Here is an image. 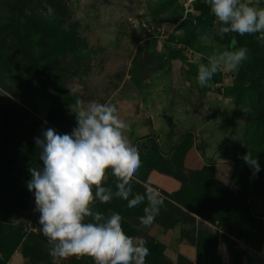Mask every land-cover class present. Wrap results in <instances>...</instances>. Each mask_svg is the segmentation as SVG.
<instances>
[{"label": "rangeland", "instance_id": "1", "mask_svg": "<svg viewBox=\"0 0 264 264\" xmlns=\"http://www.w3.org/2000/svg\"><path fill=\"white\" fill-rule=\"evenodd\" d=\"M199 1L0 0V224L5 234L25 227V233L32 230L41 235L34 195L26 181L31 179L29 167L43 165L34 143L42 127L71 133L77 126L78 99L113 103L130 126L125 134L132 144L134 137L148 133L160 143L186 134L192 144L183 158L184 168L213 166L221 196L216 207L200 217L194 215L192 221L178 215L171 228L156 219L150 227L140 225L163 243L165 264H178V255L194 262L200 239L206 243V264H238L229 248L234 239L228 230L220 229L218 220L226 209L227 190L238 189L234 178L264 179V52L248 41L238 42V48L248 49L260 82L257 90L247 81H236L240 67L218 72L201 88L196 80L198 65L228 49L215 39V25L198 34L193 31ZM243 2L264 8V0ZM38 19L60 21L66 27L75 23L85 40L80 56L45 45L42 36L31 35L25 41ZM73 88L79 90L73 94ZM27 96L26 108L37 120L29 125L27 137L21 138L14 118L7 119L5 113L15 104L25 106ZM16 141L20 157L9 146ZM249 150L260 165L255 175L241 159ZM147 180L161 193H172L181 185L157 170H151ZM164 206L160 216L168 218ZM43 240L47 253L41 257L30 260L18 247L2 264H95L88 255L53 259L47 239ZM3 258L0 255V263Z\"/></svg>", "mask_w": 264, "mask_h": 264}, {"label": "clouds", "instance_id": "2", "mask_svg": "<svg viewBox=\"0 0 264 264\" xmlns=\"http://www.w3.org/2000/svg\"><path fill=\"white\" fill-rule=\"evenodd\" d=\"M205 2L220 24L217 34H259L257 41L264 45V8L243 0ZM235 44L233 39L232 50L213 54L207 63L198 65L196 80L201 88L218 72L236 71L248 59V49L235 48ZM78 90L70 91L75 94ZM76 103L80 109L75 112L77 126L63 134L42 127L34 143L43 165L28 169L31 179L26 186L34 195V211L39 213V231L48 241L49 255L53 259L88 255L95 264H146L150 254L147 240L127 235L119 212L106 216L93 205L119 198L134 208L146 201L139 221L150 227L166 197L149 184H145L144 194L133 191V179L142 162L138 146L125 134L130 126L120 118L117 106L79 99ZM241 159L254 175L260 171L258 158L250 150ZM110 175L115 190L108 185Z\"/></svg>", "mask_w": 264, "mask_h": 264}, {"label": "trees", "instance_id": "3", "mask_svg": "<svg viewBox=\"0 0 264 264\" xmlns=\"http://www.w3.org/2000/svg\"><path fill=\"white\" fill-rule=\"evenodd\" d=\"M199 11L197 19L194 24L193 31L197 34L204 29L214 27L215 25V39L220 45L225 46L228 50H232L230 47L233 39L236 41L235 48H238V42L248 41L249 45L257 47L264 52V45L257 41L256 35H239L237 33H227L224 35L217 34V29L220 27L219 22L216 23V18L210 11V6L205 0L199 1L196 6ZM25 35L24 40L27 41L32 37L42 36L45 40V45H53V48L57 51L63 50L65 53H71L73 57L80 56V49L82 45H85V40L79 33L75 23H69L66 25L62 22L51 24L49 22L39 21L34 24L33 28ZM28 38V39H27ZM79 47H76V46ZM80 50V51H78ZM78 51V52H77ZM264 69V61L262 63ZM36 79L34 80V82ZM236 81H247L252 89L257 90L260 86L258 75L255 72L253 64L250 60H245L237 74ZM68 97V96H67ZM66 97V98H67ZM29 97L27 96L25 107H28ZM28 105V106H27ZM29 109V108H28ZM7 119L14 118V124L16 125L17 116V104L10 108L5 113ZM34 123H32L33 125ZM31 128V127H29ZM134 144L139 149L141 167L133 179V191L135 193L144 194L145 185L149 184L147 176L151 170H157L161 173L175 177L181 181V185L177 190L172 193L163 191L162 194L166 196L164 201L163 215L167 214V217H156L157 222L165 227H174L177 221L178 215H183L184 220L192 221L194 215L202 216L209 208L217 206V202L221 200V196L216 191V185L213 177V166L204 165L201 169H185L183 166V158L192 144V140L188 135L174 137L170 140L163 139L160 143L152 134L144 136L134 137ZM16 144V145H15ZM15 144H10V148L14 153L19 156L17 141ZM243 176V175H242ZM261 181L264 179L258 177H248L244 175L234 178L233 185L238 187L236 190H227V195L224 197L226 202V209L222 214V217L218 220L221 228L224 232L227 231L226 225L229 224L233 214L241 208L242 193H250L255 181ZM114 178H110L108 185L113 187ZM9 183V181H8ZM188 183V184H187ZM145 203L134 207L128 208L127 201L119 198H113L109 203L95 202L93 207L95 210L104 213L106 216L110 215L113 211L119 212L122 216V228L124 232L131 237H143L147 240V247L150 249V254L146 257V261L149 264H165L163 260V243L156 241L146 231L147 228L140 227L139 217L143 214L141 211L146 206ZM186 211H189L193 216ZM39 217V213L36 214V218ZM3 225L0 224V255H3L2 264L6 261L15 249L20 247L23 251V255L28 259L32 257H41L47 253V249L44 248L43 237L35 231L30 230L25 233V227H18L16 231L10 234L3 232ZM227 241L230 243L229 239ZM192 245H195L194 241H191ZM196 256L194 262L183 256L178 255V264H206L203 258L204 252H206V243L202 239L197 243ZM231 255L233 261H236L237 253L231 249ZM33 259V258H32ZM1 260V259H0ZM168 264V263H167Z\"/></svg>", "mask_w": 264, "mask_h": 264}, {"label": "crops", "instance_id": "4", "mask_svg": "<svg viewBox=\"0 0 264 264\" xmlns=\"http://www.w3.org/2000/svg\"><path fill=\"white\" fill-rule=\"evenodd\" d=\"M249 189L250 193H242V206L226 225L234 239L229 248L237 253L238 264H264V181H255Z\"/></svg>", "mask_w": 264, "mask_h": 264}, {"label": "water", "instance_id": "5", "mask_svg": "<svg viewBox=\"0 0 264 264\" xmlns=\"http://www.w3.org/2000/svg\"><path fill=\"white\" fill-rule=\"evenodd\" d=\"M36 120L37 117L30 109L25 106H18L16 116V135L21 138H26L29 125Z\"/></svg>", "mask_w": 264, "mask_h": 264}]
</instances>
